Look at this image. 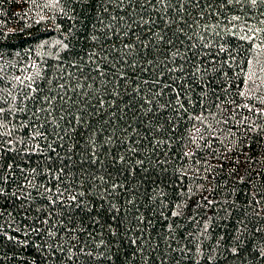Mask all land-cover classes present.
I'll list each match as a JSON object with an SVG mask.
<instances>
[{"label": "trees", "instance_id": "obj_1", "mask_svg": "<svg viewBox=\"0 0 264 264\" xmlns=\"http://www.w3.org/2000/svg\"><path fill=\"white\" fill-rule=\"evenodd\" d=\"M0 264H264V0H0Z\"/></svg>", "mask_w": 264, "mask_h": 264}, {"label": "snow or ice", "instance_id": "obj_2", "mask_svg": "<svg viewBox=\"0 0 264 264\" xmlns=\"http://www.w3.org/2000/svg\"><path fill=\"white\" fill-rule=\"evenodd\" d=\"M253 2H255V0H253ZM175 214V213H174Z\"/></svg>", "mask_w": 264, "mask_h": 264}]
</instances>
